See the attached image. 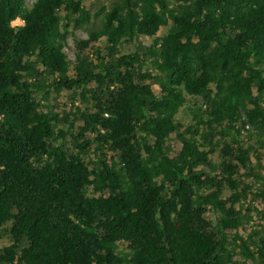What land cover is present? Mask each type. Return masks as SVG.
I'll return each instance as SVG.
<instances>
[{
  "label": "trees",
  "instance_id": "obj_1",
  "mask_svg": "<svg viewBox=\"0 0 264 264\" xmlns=\"http://www.w3.org/2000/svg\"><path fill=\"white\" fill-rule=\"evenodd\" d=\"M81 4L0 0V264H121L118 242L130 250L127 264H239L226 230L237 228L234 203L252 189L238 181L242 170L255 176L250 149L225 143L217 151L213 140L236 131L241 110L244 122L264 131V0H119L100 31L76 41L70 64L61 26ZM166 17L171 30L156 38ZM15 18L23 24L12 26ZM101 36L104 49L89 45ZM139 36L154 44L115 46ZM86 48L91 57H82ZM33 73L54 91L89 93L73 119L93 134L78 148L93 143L96 163L53 144ZM198 97L204 116L190 110ZM173 138L179 147L170 154ZM215 152L217 173L205 176L197 166ZM213 184L232 193L228 206L204 192ZM205 205L222 216L210 220ZM243 250L264 264V229L255 249Z\"/></svg>",
  "mask_w": 264,
  "mask_h": 264
},
{
  "label": "rangeland",
  "instance_id": "obj_2",
  "mask_svg": "<svg viewBox=\"0 0 264 264\" xmlns=\"http://www.w3.org/2000/svg\"><path fill=\"white\" fill-rule=\"evenodd\" d=\"M119 0H82L81 14H75L70 17L71 21H65L63 19L61 32L64 33L65 39L62 45V53L68 63L75 64L77 62V55L79 50L76 46V41L80 39H87L91 32H98L101 30L103 22L105 20L104 13L109 11ZM34 0H23L25 8H29ZM85 15V20H82L81 16ZM79 20L78 26H73L74 21ZM10 24L12 26H20L23 21L19 18L13 19ZM171 30L170 20L166 17V22L162 24L156 34V38H160ZM107 40L105 36L98 37L94 42H90L92 47H100L104 49L106 47ZM154 44V38H144L139 36L134 42H125L115 45L117 49L133 50L135 45L141 46V49H145ZM140 48V47H139ZM82 57H91L92 52L88 48L83 49L81 52ZM144 61L149 67V71L156 73L152 68L154 67L151 62V58L146 55ZM36 79L39 81V85L42 89L36 94L35 100L38 104L39 110L46 112L49 115L50 123L54 128L53 144L55 146H63L70 151H74L77 155L84 160L88 165H92L99 160V152L95 150V146L92 143L89 147L81 150L78 148L80 143L82 144L85 138H91L93 134L88 130L84 131L82 122L73 119L80 110L89 105V93L84 94V98L80 97L79 91H66L58 90L54 91L52 87L46 86L47 81L43 75L36 76L33 73L29 76V80ZM53 80V78L51 79ZM50 80V81H51ZM52 82V81H51ZM49 82V83H51ZM44 84V85H42ZM94 87L93 84L89 85V90ZM149 87L155 90L158 87V83L155 80H149ZM255 91V90H254ZM261 96V94H260ZM262 99H264V93H262ZM196 102L195 107H190V110L194 109L198 115H205L208 111L206 100L202 97L194 98ZM197 107V108H196ZM248 107V106H247ZM184 111L181 112L183 117V124L187 123L190 116H184ZM69 116V120L65 121L64 117ZM245 116L243 110L240 111V121L235 125V130L225 129L221 134H217L214 143H216V149H220L223 144H229L231 146H241L250 149V160L255 176L243 173L238 178V181L244 182V185L252 186L249 192L241 195L240 188L237 190L240 192L241 197L238 202L234 203L239 213V223L237 228L232 230H226V236L228 239V248L233 254L239 264H258L256 258H249L244 252L243 247L249 251L255 249L256 242L258 241L261 233L264 229V197L260 192H264V131L259 132L253 128L249 123L244 122ZM243 121V123H242ZM81 131H84V136H78ZM226 131V133H225ZM78 136V138H77ZM80 147V146H79ZM179 147L176 139H170L167 141V148L170 154L177 151ZM111 153L106 152V157L110 160ZM217 160L218 153L215 152L209 157V164L206 166L199 165L197 169L203 175H214L217 173ZM242 184H240L241 186ZM206 193H213L218 196V200L224 202L226 206L230 204V197L232 195L225 187L217 188L216 184L211 185L208 189H204ZM87 193L93 194L91 187H87ZM204 215L210 220L221 217V213L216 208L211 206H204ZM116 254L121 257L122 263L127 264L126 261L130 256V250L125 242H118L116 244Z\"/></svg>",
  "mask_w": 264,
  "mask_h": 264
}]
</instances>
